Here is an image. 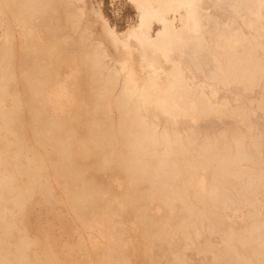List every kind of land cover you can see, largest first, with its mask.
<instances>
[{
    "label": "bare ground",
    "instance_id": "obj_1",
    "mask_svg": "<svg viewBox=\"0 0 264 264\" xmlns=\"http://www.w3.org/2000/svg\"><path fill=\"white\" fill-rule=\"evenodd\" d=\"M102 2L0 0L7 21L0 44V199L8 204L0 208V264H42L38 236L8 238L7 213L9 203L22 209L37 188L49 190L53 176L76 187L65 202L84 210V219L101 198L111 213L126 216L134 213L128 204H138L143 264H192L189 250L214 264H264V127L255 117L264 118V0ZM17 17L26 23L27 48L16 40ZM93 26L115 56L93 37ZM66 55L80 66L73 81L85 94L72 113L58 116L47 93L52 74L38 61ZM233 88L245 101H232ZM30 118L52 133L45 155L26 143L37 131L34 123L32 131L21 127ZM206 121L215 123L210 131L203 130ZM87 155L99 165L90 174ZM116 175L127 190L113 188ZM109 237L120 244L113 232ZM110 251L109 264H133L123 249ZM44 253L48 264H68L50 243Z\"/></svg>",
    "mask_w": 264,
    "mask_h": 264
},
{
    "label": "rangeland",
    "instance_id": "obj_2",
    "mask_svg": "<svg viewBox=\"0 0 264 264\" xmlns=\"http://www.w3.org/2000/svg\"><path fill=\"white\" fill-rule=\"evenodd\" d=\"M104 7L107 5V0H103ZM102 2V3H103ZM14 32L18 35L17 42L23 48L29 46V40L26 37L25 28L26 23L18 20V17L13 20ZM7 26L5 17L0 16V44L4 38V32ZM93 37L103 40L108 51L112 55H116L115 50L111 43L102 37L98 29L91 27ZM42 40V39H41ZM11 45L15 44V39L11 40ZM40 64L48 66V73L51 75L52 85H48L47 93L51 101L52 111L58 116H65L69 112L72 113L75 110V104L77 96L85 94L84 90L81 91V86L78 81L80 80V66L68 55L61 59L59 62L53 60L48 56L42 61H38ZM78 81H73V78ZM32 78L29 82H32ZM15 86H19V82H15ZM233 102L245 101V94L239 89L233 88L227 93ZM6 102L9 103V99L6 97ZM25 109V107H23ZM115 113V111H114ZM256 120L260 123L261 127H264V118L261 113L256 114ZM165 118V117H164ZM167 122L166 119H163ZM230 125H232L231 119H224ZM220 124L219 121H215ZM34 123L36 125V133L31 131ZM38 120L35 118L26 119L21 127H29L31 134L26 139V143L29 146H35L37 152H42L44 155L52 149L51 136L52 133L48 126L39 125ZM215 123L206 121L202 124L204 131H210ZM180 127L185 126V121H180ZM221 125V124H220ZM84 151V148H81ZM4 167L10 169V164L7 163ZM99 167L96 164L95 157L87 155L84 158L83 168H88L87 173H93L91 168ZM264 168V165H263ZM91 169V170H90ZM52 170L49 169L47 174H52ZM101 175L107 176L108 172L101 171ZM25 179V178H23ZM44 179V177H42ZM111 185L116 191L127 190L124 185L122 177L116 175L111 178ZM52 187L45 192L37 188L34 197L20 209L13 202L9 203L13 208V212L8 211L7 216L10 221L13 222L12 227L9 229L8 238L14 242L17 241L21 234L28 237L38 236V245L36 246L39 252V258L42 264L47 263V255L44 250L48 247V243L57 251V256L65 258L68 264H109L108 254L110 247L115 249H123L127 255L132 259L133 264H143L140 251L142 250L144 237L140 233L138 223L136 221V213L139 212V205L136 203H129L128 206L133 207L134 213L124 215L119 210L110 212L105 208V199H99V208L89 218H81L84 210L77 209L73 211L70 206L66 204L67 196H69L72 189L76 188L70 183L68 179H61L58 176L51 178ZM8 198V197H5ZM117 206L116 203H114ZM8 204L4 199H0V208H7ZM155 206L156 211H160L159 205ZM47 231V232H46ZM45 232L47 235H45ZM78 232L81 233L80 240L81 246L76 242ZM113 232L115 239H120V244L117 245L113 239L109 237V233ZM63 239H68V246H63ZM34 247V245H32ZM188 251V250H187ZM188 256L192 259L194 264H214L211 259L203 258L201 255L194 254L195 252L189 250ZM192 253V254H191ZM191 254V255H190ZM192 263V264H193ZM112 264H117V261H112Z\"/></svg>",
    "mask_w": 264,
    "mask_h": 264
}]
</instances>
